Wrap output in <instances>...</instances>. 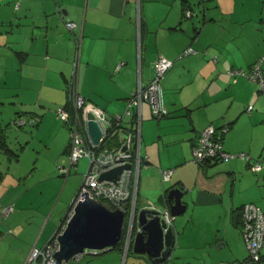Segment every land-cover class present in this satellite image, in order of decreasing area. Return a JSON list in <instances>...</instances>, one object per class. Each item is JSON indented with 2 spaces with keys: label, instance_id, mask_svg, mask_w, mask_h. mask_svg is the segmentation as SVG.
Here are the masks:
<instances>
[{
  "label": "crops",
  "instance_id": "obj_1",
  "mask_svg": "<svg viewBox=\"0 0 264 264\" xmlns=\"http://www.w3.org/2000/svg\"><path fill=\"white\" fill-rule=\"evenodd\" d=\"M193 1L0 0V26H3L0 28V63L4 70L0 76V106L24 116L41 112L37 126L42 125L48 114L59 121L55 128L58 150L54 158L51 157L53 167L50 171L26 178L11 174L9 170L7 173L0 170V264H26L31 250L45 246L60 226L56 212L61 201L58 191L62 179L56 174L59 172L63 176L62 169L73 165L71 122L65 121L59 111L70 99L68 84L75 71L78 42L79 93L108 115L123 116L126 130L134 129L136 124L127 114L130 97L140 84L146 86L153 79L160 57L174 59L186 48L182 36L186 31L188 34L190 25L185 22L188 17L184 16V10L189 6L193 11ZM208 1L217 5L211 19L220 15L234 16L233 9L223 7L227 4L225 0L198 2L206 4ZM237 5L245 6V3ZM62 9L77 24L76 28L66 26L67 17ZM245 11L243 16L248 18ZM243 12L239 10V13ZM174 83L177 81H162L161 103L169 115L156 117L148 103L142 105L141 152L145 157V169L142 167L139 176L137 205L142 208L152 204L165 209L168 207L167 189L185 187L183 201L185 212L189 211V214L182 217L186 218L182 232L186 233L190 224H194V236L188 243L190 251L178 255L177 261L182 260L181 264H240L247 257L242 240L230 241L221 231L224 225V228L229 225L237 228L233 220L234 209L245 204H238L234 195L241 170H236L230 160L223 165L215 162L201 168L192 157L194 140L207 125L221 126L232 121V128L225 135V138L229 137L224 138L223 145L228 152H239L241 148L232 143V133L237 132L234 124L241 111L234 112L229 104L226 111L222 110L216 116H210L205 109L206 120L202 114L196 117L189 110L191 102L180 104L172 96L166 99L165 94L175 93ZM229 85L240 92L243 86L254 91L253 84L238 78ZM213 98L216 101L220 98L223 105L227 102L218 94H213ZM132 109L137 111L136 107ZM160 169H174L169 181L162 180ZM4 205L13 206V211L4 214ZM223 213L225 217L221 221ZM213 214L217 233L215 229L195 232L196 224H205L208 215ZM175 221L176 218L173 223ZM136 226L139 228L138 223ZM180 227L175 225L178 248L181 246ZM106 252L85 255L65 264H120L121 257L125 264H154L149 255L135 253L132 243L129 248L124 246L122 250ZM262 252L264 255V249ZM86 256L87 261L83 260ZM170 261L172 257L163 264H172Z\"/></svg>",
  "mask_w": 264,
  "mask_h": 264
},
{
  "label": "rangeland",
  "instance_id": "obj_2",
  "mask_svg": "<svg viewBox=\"0 0 264 264\" xmlns=\"http://www.w3.org/2000/svg\"><path fill=\"white\" fill-rule=\"evenodd\" d=\"M198 1L195 0L192 4L195 14L190 10L193 13V17L185 19V22L190 25L188 34L186 31L182 36L183 41L187 44L186 48L178 55L179 57L169 59L173 61V66L162 79V81H177V83H174L175 93L165 94V97L168 99L172 96L180 104L191 102V105H189L191 113L196 117H198V114L204 115V120H206L205 109L210 116H216L222 110L226 111L229 104H231V110L234 109V112L241 111L239 119L234 124L237 132L234 130L232 133V143L235 147L241 148V150L239 152H229L232 157L218 163V165L226 164L230 160L235 165L236 170H241L240 172L238 171V181L235 184L236 188L234 187V195L238 200V204L253 203L264 211V92H260L259 83L249 79L247 76V73L250 72V67L255 64H260L264 71V0H225L227 4L223 5V7L233 9L235 12L234 16L220 15L214 20L211 19V16L215 13L217 5L214 3L210 4L211 1L206 4ZM238 3H245V6H239L237 5ZM239 10H244V12L239 13ZM245 10L249 14L248 18L243 16L246 12ZM207 14L209 17H207ZM207 19L210 20L207 21ZM0 28H3V26H0ZM3 71V66L0 63V76ZM235 78H238L241 82L247 81L253 84L254 91L249 88L246 90L245 86L240 88L242 89L241 92L232 89L229 84H232ZM213 94L223 96L227 102H224L223 105L220 98L217 101L213 98ZM232 98L235 101L238 98L237 103L235 101L231 102ZM204 104H207V106ZM200 105L202 107H199ZM249 106L252 108L250 111L248 109ZM34 112L36 115L28 113L26 116L21 115L19 117L12 110L2 109L0 106V120L6 129L9 147L19 153V158L16 160L15 157V159H10L7 153L0 152V170L2 169L3 173H7L9 170L11 174H21L28 178L32 174L36 177L52 169V161L58 150L55 128L58 127L59 121L53 115L48 114L40 126H37V123L36 125L29 123L24 126H18L15 123V120L19 118H30L37 122L39 115L42 116V113L39 111ZM208 127L209 125L202 132ZM243 153L248 154L244 159L241 157ZM51 157H53L52 160ZM250 157L253 163L258 162L261 165L259 171L247 166V160ZM142 167L144 168V165ZM87 168L88 158L82 157L78 161V166L74 165L71 168L67 178L61 176L59 172L56 174L62 179L58 191V199L61 196V201L56 212L59 216L57 220L58 226L64 222L66 224L68 220H65L66 214L84 181ZM231 190H233V187ZM191 209L193 208L191 207L190 211ZM185 214L187 216L189 211L175 216L176 221L171 224L176 234L174 254L169 257H172V261H170L172 264H181L182 260L177 261V256L182 253L184 255L190 251L188 243L192 241L194 236V230H192L194 224H190L186 233L182 232L183 222H186V218L182 217ZM208 217L209 219L205 224L203 222L196 224L197 231L195 232L206 233L210 230L212 231V229L216 231L217 225L213 219L214 214L208 215ZM222 217L221 221L225 217L224 213ZM130 223V216L126 214L123 227L126 235L129 231ZM174 224L177 227L179 225L182 226L179 228L182 232L180 248H178L177 242L179 240H177V228H175ZM224 226L221 231L222 235L227 236L230 241L234 242L235 238H240L243 243V250L246 252L245 255H248L242 231L238 228H232L230 225L225 228ZM233 229L236 230L235 233ZM107 255H111V253ZM87 256L83 260L87 261ZM121 258L120 264H125L123 257ZM70 261L75 262L74 259ZM113 263L115 262H106L105 264ZM260 264H264V260Z\"/></svg>",
  "mask_w": 264,
  "mask_h": 264
},
{
  "label": "built area",
  "instance_id": "obj_3",
  "mask_svg": "<svg viewBox=\"0 0 264 264\" xmlns=\"http://www.w3.org/2000/svg\"><path fill=\"white\" fill-rule=\"evenodd\" d=\"M187 16H191V11H187ZM75 22H66L69 29L76 28ZM190 49V48H189ZM80 41L78 42V51L76 53L75 71L68 84L69 98L73 101L76 115L71 123V161L72 165L78 166V161L82 157L88 158V168L84 175V181L81 185L80 192L76 198L83 199V194L88 193L91 198L98 200L104 199L115 208L121 209L125 216H130V228L125 236V247L131 244V235L133 233V224L137 221L135 206L137 203V189L140 172L145 157L141 152V110L142 105L149 103L152 113L156 117H162L167 114V109L162 105V86L161 81L166 72L173 66V61L166 57H160L155 64V76L146 85H139L138 90L130 97V108L127 111L128 116L134 117L136 126L134 129H125L123 125V116L116 115L113 120L103 108L81 95L78 91V74L77 64L80 55ZM239 73V71H238ZM247 76L260 84L264 91V77L262 67L256 64L252 67ZM136 107L137 111H133ZM251 109V107H249ZM65 121H71L69 114L63 108L59 111ZM88 113H92L102 128V141L94 143L87 132ZM35 120L30 118H19L17 125L34 124ZM119 134L120 145L109 147L106 140L112 135ZM125 148V149H124ZM228 159L232 157L229 153L221 151V144L217 141L216 130L209 126L197 137L193 145V159L199 164H204L209 159H215L216 156ZM244 157V153L241 154ZM125 164H131V169L123 170L119 180H99V177L106 171ZM253 170L259 171L261 165L254 162L250 166ZM63 174H68L71 168H63ZM163 180H170L174 169H160ZM130 203V205H128ZM144 208L157 209L152 204H147ZM13 211V206H4V214ZM163 218L168 224H172L174 216L168 208L161 209ZM242 233L248 249V259L242 264H260L262 261V249L264 247V212L260 207L253 203H246L242 213ZM62 232V231H61ZM59 232V233H61ZM58 233V234H59ZM55 239L48 242L45 246L34 247L27 259L26 264H56L55 253L59 249L57 235ZM97 250H86L78 254L75 258L88 254H97Z\"/></svg>",
  "mask_w": 264,
  "mask_h": 264
},
{
  "label": "water",
  "instance_id": "obj_4",
  "mask_svg": "<svg viewBox=\"0 0 264 264\" xmlns=\"http://www.w3.org/2000/svg\"><path fill=\"white\" fill-rule=\"evenodd\" d=\"M62 12L67 17L66 22H74L65 9ZM87 132L94 143L102 141V128L92 113H88ZM125 169H131V164L108 170L99 180L115 182ZM185 193V187L179 186L171 188L168 193L167 208L174 218L186 211ZM137 213L139 228L131 235L133 251L149 255L154 264H162L174 249V229L163 218L161 208H142ZM124 221L125 213L121 209H112L103 201L84 193L83 199L74 203L62 232L57 235L59 249L55 253L56 264H65L86 250L103 252L113 249L122 238Z\"/></svg>",
  "mask_w": 264,
  "mask_h": 264
},
{
  "label": "trees",
  "instance_id": "obj_5",
  "mask_svg": "<svg viewBox=\"0 0 264 264\" xmlns=\"http://www.w3.org/2000/svg\"><path fill=\"white\" fill-rule=\"evenodd\" d=\"M190 7L189 6H187L186 8H185V10H184V16L185 17H191V16H187V11H190V9H189ZM256 65V64H255ZM255 65H252L251 67H250V70L252 69V67L253 66H255ZM262 67V66H261ZM262 74H263V77H264V71H263V69H262ZM250 79V78H249ZM257 82V81H256ZM258 83V82H257ZM260 85V84H259ZM260 90V92H264V91H262V89L260 88L259 89ZM250 107V106H249ZM64 110H66L67 112H68V114H69V118H70V120L71 121H69L68 120V122H71L72 123V121H73V118H74V116L76 115V110H75V107H74V105H73V101L71 100V99H69V101H68V103H67V105H66V107H62ZM249 109V108H248ZM250 110H252V108L251 109H249V111ZM18 114V116H21V112H18L17 113ZM167 115H169V112L167 113V114H165V115H163L162 117H165V116H167ZM113 120H116V115H113V116H111V115H109ZM17 120L18 119H16L15 120V123H17ZM131 120L133 121V123L134 124H136V120H135V118L133 117H131ZM38 122V121H37ZM36 121L34 122V124H32V125H36V123H37ZM233 123H234V121H232V122H230V123H228V124H224V125H221V126H215V125H213V124H211V126H213L214 128H215V130H216V138H217V141H219L220 142V144H221V151H223V152H226V153H229L225 148H224V145H223V141H224V138H225V135L229 132V130L232 128V125H233ZM22 126H24V125H22ZM124 128H125V126L124 125H122ZM210 126V125H209ZM131 129H133V128H131ZM201 134V133H200ZM199 134V135H200ZM198 135V136H199ZM197 136V137H198ZM197 137L195 138V140L197 139ZM195 140H194V142H195ZM120 142H121V140H120V137H119V134H115V135H112L109 139H107L106 140V142H105V144H107L108 143V146L109 147H116V146H119L120 145ZM193 145H194V143H193ZM70 149H71V146H70ZM0 152H4V153H7V154H9L10 156H13V157H15L16 159L19 157V153H17V152H15V151H13L10 147H9V144H8V142H7V134H6V129H5V127L2 125V123H1V120H0ZM248 156V154L247 153H244V157H242L243 159L244 158H246ZM217 158H213V159H209L208 161H206V163H204V164H199V163H197V162H195L194 161V159H193V161L196 163V165H198L199 167H206L207 165H209V164H211V163H218V162H222V161H224V160H226L225 158H223V157H220V156H216ZM253 163V161H252V158L250 157L248 160H247V165L250 167L251 166V164ZM76 166V165H75ZM64 177H66L67 176V174H62ZM161 177H162V175H161ZM162 180H163V178H162ZM163 181H166V180H163ZM167 181H169V180H167ZM171 188H173V187H170V188H168L167 189V193L170 191V189ZM80 189L81 188H79V190H78V192H77V194H76V196H75V199L77 198V196H78V194H79V192H80ZM137 195H138V193H137ZM168 196V195H167ZM137 200H138V196H137ZM101 201H103L105 204H107L110 208H112V209H115V207L112 205V204H110L109 202H107L106 200H104V199H101ZM74 203L76 202V200L75 201H73ZM71 203V205H70V208H69V211H68V213L66 214V218H65V220H67L68 219V217L70 216V214H71V211H72V207H73V205H74V203ZM246 204V203H245ZM245 204H243V205H241V206H239V207H236L235 209H234V216H233V220H234V224H235V226L237 227V228H239L241 231H242V225H243V220H242V213H243V209H244V206H245ZM128 205H130V203L128 204ZM264 212V211H263ZM65 225V222L64 223H61V225L58 227V229H57V232H56V234H58L59 232H61L62 231V227ZM133 232H135V231H137V228H135V225L133 226V230H132ZM55 234V235H56ZM125 236H126V231H125V228H123V235H122V238H121V240L118 242V244L116 245V246H114V248L113 249H120V250H122L123 249V247H124V242H125ZM55 239V236H53L51 239H50V241L49 242H51V241H53ZM175 244H176V242H175ZM174 247H175V245H174ZM113 249H110V250H113ZM110 250H108V251H110ZM263 250V249H262ZM106 251H103V252H98L97 254H88V255H90V256H96V255H101V254H103V253H105ZM85 255H83L82 257H78V258H74V259H81V258H83ZM249 257H248V255H247V257L245 258V260L243 261V262H245L247 259H248ZM168 260V259H167ZM264 260V255H263V252H262V261ZM261 261V262H262ZM243 262H241L240 264H242Z\"/></svg>",
  "mask_w": 264,
  "mask_h": 264
},
{
  "label": "flooded vegetation",
  "instance_id": "obj_6",
  "mask_svg": "<svg viewBox=\"0 0 264 264\" xmlns=\"http://www.w3.org/2000/svg\"><path fill=\"white\" fill-rule=\"evenodd\" d=\"M142 208H144V207H142ZM142 208H139V206H138L137 203H136V206H135V213L137 214V212H138L139 210H141ZM136 224H137V222L135 221L134 224H133V226L135 225V228L137 227Z\"/></svg>",
  "mask_w": 264,
  "mask_h": 264
}]
</instances>
